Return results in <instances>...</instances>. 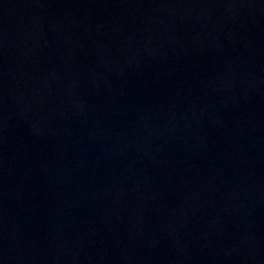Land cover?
Masks as SVG:
<instances>
[{
    "label": "water",
    "instance_id": "obj_1",
    "mask_svg": "<svg viewBox=\"0 0 264 264\" xmlns=\"http://www.w3.org/2000/svg\"><path fill=\"white\" fill-rule=\"evenodd\" d=\"M0 264H264V0H0Z\"/></svg>",
    "mask_w": 264,
    "mask_h": 264
}]
</instances>
